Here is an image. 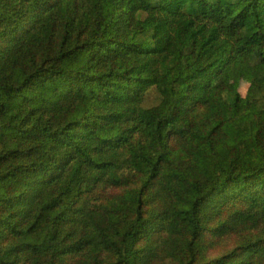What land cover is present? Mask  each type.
Segmentation results:
<instances>
[{
    "label": "trees",
    "instance_id": "obj_1",
    "mask_svg": "<svg viewBox=\"0 0 264 264\" xmlns=\"http://www.w3.org/2000/svg\"><path fill=\"white\" fill-rule=\"evenodd\" d=\"M0 264H264V0H0Z\"/></svg>",
    "mask_w": 264,
    "mask_h": 264
},
{
    "label": "rangeland",
    "instance_id": "obj_2",
    "mask_svg": "<svg viewBox=\"0 0 264 264\" xmlns=\"http://www.w3.org/2000/svg\"><path fill=\"white\" fill-rule=\"evenodd\" d=\"M236 78V77H235ZM237 79V78H236Z\"/></svg>",
    "mask_w": 264,
    "mask_h": 264
}]
</instances>
